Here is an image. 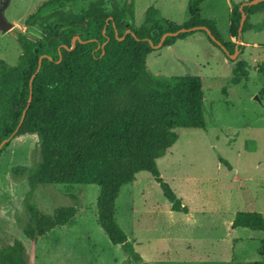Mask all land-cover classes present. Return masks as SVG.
<instances>
[{
	"label": "trees",
	"instance_id": "obj_1",
	"mask_svg": "<svg viewBox=\"0 0 264 264\" xmlns=\"http://www.w3.org/2000/svg\"><path fill=\"white\" fill-rule=\"evenodd\" d=\"M202 1L189 3V16L180 24L169 22L149 6L144 22L135 25L133 0H43L25 17L24 25H37L40 36L33 40L17 32L20 53L16 63L8 64L0 58V141L12 133V138L26 133L38 137V160L28 172V190L23 197L28 214L22 228L26 238L35 240L67 223L78 210L73 203L45 213L31 204L29 198L41 184H97L96 220L109 241L121 245L135 260L142 258L133 251L114 218L115 199L123 184L132 181L136 173L147 171L170 209L187 212L160 176L156 159L176 141L175 129L205 127L201 78L193 74H153L147 70L146 55L164 32L195 25L208 27L229 53L235 47L243 52L244 44L230 39L237 38L241 2L230 3L229 40L223 41L216 21L200 15ZM242 9L246 14L242 32L264 26L248 21L250 15L264 11V0ZM126 29L130 32L118 39ZM194 31L202 32L225 54L204 30ZM194 31L166 36L161 46ZM73 36L81 41L76 40L69 49ZM40 55L52 59L42 57L39 70L29 82ZM248 66L244 59L234 61L231 82L247 79ZM255 69L264 75V60ZM29 91L31 99L26 107ZM259 96L264 98V86ZM9 142L2 145L0 153ZM70 198L76 200L74 194ZM231 224L264 231V216L256 211H237ZM258 253L260 260L236 264H264L263 244ZM0 264H27L25 246L19 238L0 244Z\"/></svg>",
	"mask_w": 264,
	"mask_h": 264
},
{
	"label": "rangeland",
	"instance_id": "obj_2",
	"mask_svg": "<svg viewBox=\"0 0 264 264\" xmlns=\"http://www.w3.org/2000/svg\"><path fill=\"white\" fill-rule=\"evenodd\" d=\"M1 1V0H0ZM43 0H7L4 18L13 27L0 31V58L15 64L21 32L35 40L37 25L26 27L25 17ZM192 0H133L134 23L144 22V11L154 6L160 16L180 24L188 18ZM203 0L199 12L216 21L223 41L229 40L231 2ZM264 25V11L249 16ZM244 51L234 61L248 63V78L232 83L234 61L200 31L154 48L146 55L147 70L161 76L193 74L202 82L204 128H177L176 141L156 159L162 179L186 206L173 211L158 183L147 171L123 184L114 203V218L142 260L112 244L96 220L97 184H41L31 204L45 213L60 205L77 204L67 223L29 240L22 232L28 214L23 197L27 175L38 160V137L26 133L10 139L0 153V244L12 237L24 246L27 264H236L261 259L264 231L233 227L237 211L264 216V98L259 90L264 75L255 65L264 60V26L242 32ZM225 160L228 165L223 164ZM74 194L76 200L70 198Z\"/></svg>",
	"mask_w": 264,
	"mask_h": 264
},
{
	"label": "water",
	"instance_id": "obj_3",
	"mask_svg": "<svg viewBox=\"0 0 264 264\" xmlns=\"http://www.w3.org/2000/svg\"><path fill=\"white\" fill-rule=\"evenodd\" d=\"M259 1H262V0H247V1H243V2L240 3V5H239V7H238V8H239V11H240V19H239V25H238V29H237V38H236V42H240V41H241V34H242V30H241V29H242V26H243V23H244V20H245V16H246V14H245V12L243 11L242 7H243L244 5H246V4H249V5L256 4V3L259 2ZM6 5H7V0H1V1H0V31H1V32H5V31H7V30H9V29H11V28L13 27L12 22L7 21V20L4 18V16H3V9L6 7ZM194 30H204V31L206 32V34L208 35V37H209V38H210V39H211L216 45H218V46H219V47L225 52V54H226L230 59H234V58L236 57V55H237V53H238V49L235 47L233 53H229V52L226 50V48L222 45V43H221L219 40H217V39L212 35V33H211V31L209 30V28L206 27V26H204V25H195V26H190V27H181V28H179V29H177V30H175V31L164 32V33L161 35V37H160L158 43L154 44L153 47H154V48L160 47V46L162 45V42H163V40H164V38H165L166 36H175V35H177V34L180 33V32L194 31ZM128 32H130V30H129V29H126V30L124 31L123 35L120 36V37H117V38H118V39H122L123 36H124V34H125V33H128ZM131 33H132V32H131ZM115 35H116V31H115ZM132 35H134V34L132 33ZM76 40L81 41L80 38H79L78 36H73V37L71 38V46L69 47V49L73 48V46H74ZM44 56H46V55H40V56H39V58H38V60H37V66H36V69H35V71L31 74L30 79H29V82L31 81V79L33 78V76L36 74V72L39 70V67H40V64H41V58L44 57ZM46 57H47L48 59H52L50 56H46ZM59 59H60V55H59L58 60H59ZM30 99H31V91H29V96H28V100H27L26 107L28 106V104H29V102H30ZM26 107H25V108H26ZM24 111H25V109L22 111L21 118H20V121H19V123H18V125H17V128H18L19 125L21 124V121H22L23 116H24ZM17 128H16V129H17ZM12 136H13V133H12L9 137H7V138L3 139L2 141H0V149H1L2 145H3L5 142L9 141V140L12 138Z\"/></svg>",
	"mask_w": 264,
	"mask_h": 264
},
{
	"label": "crops",
	"instance_id": "obj_4",
	"mask_svg": "<svg viewBox=\"0 0 264 264\" xmlns=\"http://www.w3.org/2000/svg\"><path fill=\"white\" fill-rule=\"evenodd\" d=\"M233 42H235L236 44H238V43H242L243 44V42H242V40L240 41V42H236V39H233V38H230ZM243 51H244V48H243Z\"/></svg>",
	"mask_w": 264,
	"mask_h": 264
}]
</instances>
